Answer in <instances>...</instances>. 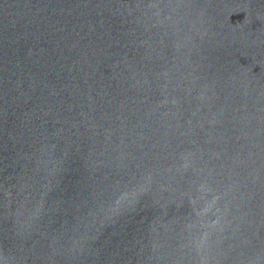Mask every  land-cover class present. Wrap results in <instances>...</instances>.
<instances>
[{
  "label": "water",
  "instance_id": "obj_1",
  "mask_svg": "<svg viewBox=\"0 0 264 264\" xmlns=\"http://www.w3.org/2000/svg\"><path fill=\"white\" fill-rule=\"evenodd\" d=\"M0 264H264V0H0Z\"/></svg>",
  "mask_w": 264,
  "mask_h": 264
}]
</instances>
